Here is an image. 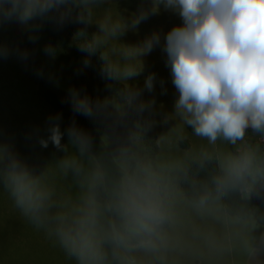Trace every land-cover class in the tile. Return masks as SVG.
I'll return each instance as SVG.
<instances>
[{
	"label": "clouds",
	"instance_id": "obj_1",
	"mask_svg": "<svg viewBox=\"0 0 264 264\" xmlns=\"http://www.w3.org/2000/svg\"><path fill=\"white\" fill-rule=\"evenodd\" d=\"M107 0H0V28L19 23L32 31L48 21L63 25L96 24L75 35L83 63L99 53L101 75L123 84L118 97L95 103L78 90L69 91L73 112L95 118L116 102L142 113L141 91L128 82L142 72L125 52L110 55L111 41L147 18L131 23L93 22ZM159 10L175 12L183 24L164 38L172 83L179 93L173 116L206 144L161 148V136L149 139L148 126L137 122L119 138L94 150V138L73 122L65 132L59 123L48 129L49 143L64 156L57 173L70 180L75 194L49 178V164L37 172L9 147L0 144V189L36 228L43 229L76 264H251L264 256V147L249 143V133L264 138V0H156ZM29 39L35 42L36 37ZM159 33L142 45L140 56L160 45ZM45 53L57 49L47 45ZM21 59L27 50L18 53ZM9 48L0 42V60ZM155 74L145 79L152 91ZM123 114V113H122ZM59 120L56 116L50 120ZM154 141V143H150ZM169 145L172 141H168ZM228 146H231L230 148ZM51 164V163H50Z\"/></svg>",
	"mask_w": 264,
	"mask_h": 264
},
{
	"label": "rangeland",
	"instance_id": "obj_2",
	"mask_svg": "<svg viewBox=\"0 0 264 264\" xmlns=\"http://www.w3.org/2000/svg\"><path fill=\"white\" fill-rule=\"evenodd\" d=\"M154 7H158L156 0H107L105 5H100L96 9L93 22L116 21L123 24L125 20L130 24L131 19L142 12L147 14V18L135 28L125 31L119 38L120 43L111 41L108 50L116 61H121L123 53L126 52L131 57L132 66L142 69L139 76L129 81L130 86L142 92L143 96L139 100L147 105L145 109L148 119L154 117L155 127H158L157 133L159 136L162 135L161 148L177 154L175 145L181 136L190 141L191 147L207 142L187 134L177 125L174 126L179 122V118L173 116L174 104L179 93L172 83L170 68L166 66L167 55L163 51V45L166 34L173 27L182 25L183 21L177 13L165 10L163 5H160L156 12L152 11ZM90 25L94 33L98 32V25ZM36 29L41 32V41L46 47L48 44L43 24ZM154 33L160 34V45L154 47L149 54L140 56V49L136 47L142 45ZM0 42L9 48L8 57L0 60V144L9 147L37 172L43 171L49 164V178L59 189L74 195L76 190L71 181L59 176L55 166V161L61 159L64 152L57 150L51 142L47 148L41 147L39 143L41 138L47 139L50 135L48 129L53 123L60 124L61 131L65 132L62 143H67L68 127L61 119L50 120L57 115L36 96L35 88L28 78L26 62L18 54L22 49L9 23L0 28ZM46 55L52 63V72L57 82L62 87L66 83L70 90L73 89L68 81V70L58 61L57 53L54 57ZM151 74H155V86L152 91H148L145 88V79ZM247 140L263 147L264 138L249 133ZM168 141H172V144L169 145ZM261 232H264V228L254 235L259 236ZM0 264H76V262L67 257L43 229L31 224L14 207L7 192L0 189ZM251 264H264V256L252 261Z\"/></svg>",
	"mask_w": 264,
	"mask_h": 264
},
{
	"label": "trees",
	"instance_id": "obj_3",
	"mask_svg": "<svg viewBox=\"0 0 264 264\" xmlns=\"http://www.w3.org/2000/svg\"><path fill=\"white\" fill-rule=\"evenodd\" d=\"M9 24L13 29L19 47L22 51L27 50L29 53L28 58L25 60L26 69L38 99L49 106L68 128L75 121L78 128L88 132L94 138V150H99L101 144L108 143V138L105 135L113 138L122 137L128 130L134 128L137 122L149 127L146 133L149 139L159 138L154 117L148 119L146 109L140 113L135 107H125L116 102L114 106L109 105L107 109L101 110L95 118H88L74 113L69 97L70 87L66 83L62 87L53 75L52 63L44 52L45 47L41 41V32L36 28L35 31L34 29L29 31L19 23ZM43 27L47 44L57 49L58 61L67 68L68 81L73 89L78 90L81 95L89 96L94 103L97 100L103 102L106 98L115 100L118 97V91L124 85L109 81L101 75L103 62L99 59V53L90 58V66L86 67L83 63L88 58L87 53L79 51L77 44L79 38L75 35L84 27H86L89 34L94 33L91 25L85 26L76 22L61 25L57 21H48L43 23ZM32 35L36 37L35 42L29 39ZM128 86L134 89L129 82ZM141 96H143L142 92L136 100V104L141 103L139 100ZM178 121L174 126L177 125L182 131L194 136L190 128L184 125L180 119ZM150 143H154V141H150ZM180 147L189 148L191 143L185 139ZM253 204L264 207V198H254Z\"/></svg>",
	"mask_w": 264,
	"mask_h": 264
}]
</instances>
